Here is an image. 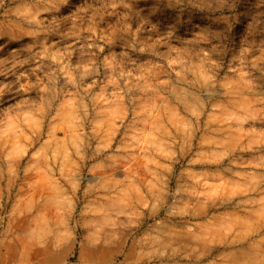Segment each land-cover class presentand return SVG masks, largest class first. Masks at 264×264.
Returning a JSON list of instances; mask_svg holds the SVG:
<instances>
[{"label": "clouds", "instance_id": "1", "mask_svg": "<svg viewBox=\"0 0 264 264\" xmlns=\"http://www.w3.org/2000/svg\"><path fill=\"white\" fill-rule=\"evenodd\" d=\"M0 264H264V0H0Z\"/></svg>", "mask_w": 264, "mask_h": 264}]
</instances>
